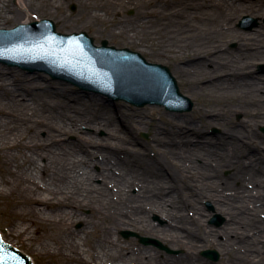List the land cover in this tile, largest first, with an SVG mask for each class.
<instances>
[{"label":"rangeland","instance_id":"1","mask_svg":"<svg viewBox=\"0 0 264 264\" xmlns=\"http://www.w3.org/2000/svg\"><path fill=\"white\" fill-rule=\"evenodd\" d=\"M32 1L36 6H40L39 0ZM83 1H90L93 7L95 6V11L103 14L109 21L83 24L81 16L86 7L82 6L79 0H64L65 15L79 19L78 22L73 21L72 24H63L59 19L60 14L54 9L39 7L35 9V13L38 20L44 18L53 20L58 32L70 33L71 29L72 32L85 31L97 45L107 40L110 45L130 48L141 53L149 62L168 66L177 80L180 91L193 101V107L190 110L181 111L167 109L164 105L139 106L126 99L116 98L103 91L83 87L71 80L56 77L38 66L24 68L21 65H11L0 60V69L5 70L7 76H17L20 79L18 82L23 85L27 83L36 86L34 89L39 91L43 95L42 98L51 105L56 104L54 101H60L56 94V90L60 88L66 89L73 95L64 98L71 106H81L83 102H86L98 107V103L104 100L100 105V113L119 119L114 132L111 133L104 127L98 130L84 127L83 130L84 132L91 131L95 139L102 143L99 147L93 146L91 149L97 150L100 159L103 158L102 154L109 155L117 174H121L122 178L131 179V174L141 172L140 162L147 157L165 161L173 158L175 162L177 161L166 143L153 141L154 130L150 125L151 120H154L161 128L171 122L194 123L202 130L201 137L204 141L221 136L225 133L226 127H236L245 132L252 128L257 133L252 139H255L264 151V118L261 117L264 114V57H262L264 53V5L258 11L243 9L227 18L215 8L217 0H150L146 6H138L136 3L124 2V0ZM242 1L261 3L263 0ZM10 4L13 8L20 10L17 0H10ZM146 11H152L153 14H146ZM118 23L129 25L137 33L144 34L149 43H152L153 48H173L182 54L180 61L185 69L184 72L176 70L175 59L153 54L149 48L138 46L130 41L109 37L105 29L108 25L112 24L115 27ZM18 24L10 21L6 25L12 28ZM241 80L253 82L259 88L251 90L241 83H236ZM190 85L195 87L194 90L190 88ZM78 94L82 97L81 102L76 100L75 96ZM220 106L226 111L223 119L226 122L214 120L215 111L220 110ZM23 111L19 110L21 113L19 116L24 117V121L26 119L28 123L32 122L33 117L36 116L34 110ZM40 135L47 137V132L43 130ZM243 140L250 141L248 136H245ZM253 141L251 140V143ZM78 142L76 134H70L64 140L69 149L76 148ZM214 148L224 152L222 148ZM251 151L257 153L258 149L253 147ZM15 152L18 153V151ZM117 158L127 163L130 170L124 172L122 169H117L118 165L114 163ZM203 162L198 160L194 166L183 171L180 178L173 181L179 185L180 196L176 198L181 205L180 208H174L173 212L177 214L180 224L193 230L200 227L198 223L202 224L206 230L211 228L221 230L222 232L219 233L221 240L225 238L222 234L225 226L229 227V232H237L238 234L231 235L234 240L230 252L223 251L216 244L209 245L204 242H199L196 247H188L185 244L178 246L139 228L130 226L118 228L114 223L117 211L137 209L143 205L144 199L139 194L138 185L131 187L127 195L122 191L124 186H118L113 181H108V188L105 190L102 187V178L94 180L97 186L90 193L94 199L93 206H85L81 210V216L89 219L93 226H86L84 220L75 219L72 224L73 229L82 231L86 228L89 231L87 240L92 241H97L104 230H111L114 239H119L123 245L135 250L138 248L150 250L163 260L172 258L179 260L185 258L187 254L193 258L199 257V260H185L183 264H264V250L252 249L253 246L257 247L264 243V228H260L259 223V219L264 220V201H259V197L250 200L248 207L250 213L240 215V220L236 224L229 225L228 216L218 211L212 200L199 199L197 192L202 188L218 187L220 190L227 189V194L233 195L235 191L243 190L242 184L231 176L233 172L231 168L225 167L219 175H214L215 162L212 166ZM215 167L218 170V165ZM95 169L97 172L102 170L99 165L95 166ZM169 181L172 182V180ZM143 183L144 185L149 184L146 180L141 182ZM246 185L248 189L253 188L249 180ZM7 192L5 190L2 194L0 189V232L3 237L15 247L29 252L33 264H59L54 258L43 256L36 250L37 239H33L31 243L25 236V232L20 235L10 234L15 224L20 225V220L12 211V202ZM166 197L169 199V194H166ZM239 202L240 200L236 199L235 203ZM39 206L44 207L43 204ZM59 208L72 210L65 206ZM150 219L159 226H164L169 221L157 212L152 213ZM179 231L182 232V239L186 241L188 239L186 229H179ZM125 232H133L150 238L154 240V243H143L135 235L127 237ZM248 239L250 241H247ZM209 249L218 252L217 260L203 254Z\"/></svg>","mask_w":264,"mask_h":264},{"label":"bare ground","instance_id":"2","mask_svg":"<svg viewBox=\"0 0 264 264\" xmlns=\"http://www.w3.org/2000/svg\"><path fill=\"white\" fill-rule=\"evenodd\" d=\"M217 1L215 8L227 18L243 9L258 11L264 5V0L261 3L242 0ZM79 2L86 7L81 16L83 24L109 21L103 14L95 11V6L93 7L90 1L79 0ZM124 2L146 6L150 0H124ZM17 3L20 10L13 8L10 0H0V28H8L6 24L10 21L19 24L38 21L35 9L39 7L54 9L60 14L59 19L65 25L79 21L65 15L64 0H39V7L32 0H17ZM146 14L150 15L153 12L146 11ZM105 31L111 38L130 41L149 48L153 54L175 59L176 70L184 72L185 69L180 61L182 54L173 48L158 49L156 46L153 48L144 34L137 33L129 25L118 23L114 27L111 24ZM70 33H73L72 29ZM19 80L17 76H7L5 70L0 69V189L2 194L3 191H8L12 211L20 220V225L15 224L10 234L20 235L25 232L31 243L33 239H37L36 250L43 256L54 258L56 263L183 264L185 260H199L198 256L193 258L190 254L179 260L178 258L163 260L150 250L142 248L135 250L123 245L122 241L114 239L111 230H104L97 241H92L87 240L89 231L86 228L82 231L73 229L72 224L75 219H82L86 226H93L89 219L81 216V210L85 206L94 204L90 193L97 186L94 183L96 178H102V187L105 190L108 188V181L124 186L125 191H122L127 195L131 187L136 185L140 187L139 194L144 199L143 205L130 211L118 210L114 217V223L118 228L129 226L139 228L178 246L185 244L188 247H196L199 242H204L209 245L216 244L223 251H229L234 240L231 236L234 231L229 232L227 226L223 228L222 234L225 238L221 240L219 238L221 230L213 228L206 230L198 222L200 227L193 230L180 224L177 214L173 212L174 208L181 207L180 201L176 198L180 196L179 185L173 181L180 178L182 172L194 166L198 160L210 166L215 162L218 170L214 166V175H219L225 167L231 168L233 170L231 176L242 184L243 190L235 191L233 195L227 194V189L220 190L218 187L202 188L197 192L199 199L212 200L217 210L228 216L229 225L236 224L240 220V215L250 213L248 210L250 200L259 197V201H264V151L257 141L252 139L257 135L252 128L245 132L236 127H226L225 133L221 136L204 141L201 137L202 130L194 123L171 122L161 128L151 120L150 125L154 130L153 141L166 143L177 161L175 162L173 158L165 161L147 157L140 162V173L131 174V179L122 178L121 174H117L113 169L115 165L112 164L109 155L102 154L103 158L100 159L97 150L91 149L93 146L99 147L102 143L95 139L91 131L83 130L84 127L95 130L104 127L111 133L114 132L119 119L100 113V105L104 100L98 103V107L86 102L81 106H71L64 98L73 95L66 89L60 88L56 90L60 101H54L56 104L51 105L42 98L43 95L39 91L34 89L36 86L27 83L23 85L18 82ZM236 83H241L251 90L259 88L250 81L241 80ZM190 88L194 90L195 87L190 85ZM75 97L77 102L82 101L79 94ZM219 108L220 110L215 111L214 120L226 122L223 120L226 111L221 106ZM28 109L34 110L36 115L29 123L26 119L24 121V117L19 116L21 114L19 110ZM261 117L264 118V114ZM43 130L47 132V137H41L40 133ZM70 134L78 136V146L73 147L74 149H69L68 144L64 143ZM245 136H248L250 141L243 140ZM251 140L254 141L251 143ZM214 147L222 148L224 152ZM253 147L258 149L257 153H252ZM116 160L114 163L118 165L117 169H122L124 172L130 170L127 163H123L118 158ZM97 165L101 166L100 172L95 169ZM143 180L149 184H141ZM248 180L253 184L252 189L247 188ZM166 194H169V199ZM236 199L240 200L238 204L235 203ZM41 204L44 207L39 206ZM61 206L70 207L72 210L59 208ZM154 212L165 216L169 220L168 223L164 226L154 223L150 219ZM259 223L260 228H264V220L259 219ZM179 229H186L189 240L182 239V232ZM236 234L238 233H234ZM44 235L45 237H42ZM260 246H253L252 249L264 250V243Z\"/></svg>","mask_w":264,"mask_h":264},{"label":"water","instance_id":"3","mask_svg":"<svg viewBox=\"0 0 264 264\" xmlns=\"http://www.w3.org/2000/svg\"><path fill=\"white\" fill-rule=\"evenodd\" d=\"M0 60L24 68L38 66L56 77L139 106L164 105L181 111L193 107V101L180 91L168 66L149 62L141 53L117 48L107 40L96 45L85 31L58 32L55 22L48 18L12 29L1 28ZM130 235L138 236L143 243H154L150 238L125 232V236ZM13 245L0 234V264H33L29 252ZM203 254L214 260L219 257L217 251L210 249Z\"/></svg>","mask_w":264,"mask_h":264}]
</instances>
